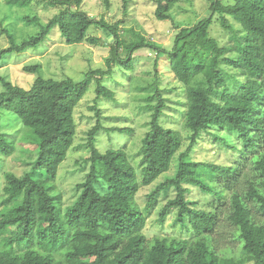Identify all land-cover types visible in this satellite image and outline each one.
Listing matches in <instances>:
<instances>
[{
    "label": "trees",
    "instance_id": "obj_1",
    "mask_svg": "<svg viewBox=\"0 0 264 264\" xmlns=\"http://www.w3.org/2000/svg\"><path fill=\"white\" fill-rule=\"evenodd\" d=\"M4 1L10 6L28 7L40 0ZM101 1L107 9L111 8V0ZM179 1L154 0L155 17L159 21L168 20ZM83 2L75 0L74 5L79 8ZM209 2L211 15L193 27L183 28L173 50L165 54L170 59L172 73L186 86L185 118L187 128L193 133L192 143L211 128L237 133L245 151L253 154L252 171L243 173L236 166L195 162L187 158L188 152L182 154L176 174L153 191L146 210L151 211L160 195L174 189L176 196L162 211L160 219L164 220L171 209H179L180 224L191 227L195 237L193 240L158 238L147 249L146 238L141 233L146 217L135 202L140 188L137 172L123 150L101 152L97 148V135L104 129L97 108L93 109L97 110L98 122L89 132L90 171L77 186L80 191L77 200L62 212L58 198L50 192L58 168L74 143L73 113L88 92L89 80L39 77L27 90L2 79L0 113L10 112L20 119L27 130L24 141L36 146L38 157L24 177L5 175L6 202L13 205L0 220V264H264V0H235L233 5L220 0ZM49 5L60 7L59 13L37 36L22 44L9 35L11 47L0 52V60L14 52L37 48L56 27L68 45L99 43V38L88 36L92 26L107 31L113 41L108 67L119 64L132 70L134 53L148 47L137 33H133L137 39L125 42L118 25L73 10L71 0H49ZM216 15L225 29L233 30L228 21L231 18L244 32L237 41L236 58H228L231 49L221 47L209 35ZM25 22L37 24L38 18L26 16ZM122 49L127 51L125 59L121 58ZM223 63L246 77L236 91L228 84L229 75L224 73ZM98 73V97L113 99V92L101 85V77L108 73ZM165 108L161 99L143 139V186L151 185L170 170L183 144L178 132L161 124ZM14 150V142L0 132L2 155L11 156ZM189 187L219 199L229 193L227 219L242 243L239 260L221 255L222 250L216 244L214 234L220 226L221 208L210 212L195 209L187 199ZM13 227L16 232L10 234ZM59 254L63 260L56 258Z\"/></svg>",
    "mask_w": 264,
    "mask_h": 264
},
{
    "label": "rangeland",
    "instance_id": "obj_2",
    "mask_svg": "<svg viewBox=\"0 0 264 264\" xmlns=\"http://www.w3.org/2000/svg\"><path fill=\"white\" fill-rule=\"evenodd\" d=\"M71 1L73 10L86 12L95 20L103 19L110 25H118L119 34L125 42L137 39L133 34L137 33L146 40L148 47L134 53L132 70H126L119 64L108 67L107 61L111 57L113 41L107 31L97 25L92 26L88 36L99 38V43L68 45L60 29L56 27L37 48H29L22 53L14 52L0 60V93L4 90L2 79L27 90L31 89L39 77L53 80L71 78L76 82L88 79L90 82L88 92L74 109V143L66 160L58 168L57 177L51 184V194L58 198L62 212L77 200L80 194L77 186L86 180L90 171L89 132L98 122L99 110L104 129L97 135V148L101 152L123 150L137 172L140 188L136 193L135 202L146 217L141 230L146 238V248L151 249L158 238L193 240L195 235L192 228H184L179 222V209H171L164 220L160 219L169 201L175 198L176 191L170 189L160 195L154 208L148 211L146 206L150 195L160 184L176 174L181 156L187 152V158L192 161L236 166L243 173L252 171L253 159V154L245 151L239 135L225 129L211 128L202 133L195 144L192 143L193 133L187 128L185 118L188 109L186 86L172 73L170 59L165 54L173 50L175 39L183 28L193 27L211 15L209 0H180L166 21H159L155 17L154 0H111L110 9H107L101 0H84L79 8L74 5L75 0ZM220 1L225 5L235 3V0ZM60 9L51 7L49 0H40L28 7L10 6L0 0V52L11 47L9 35L17 44H22L23 41L37 36L41 28L57 15ZM26 16L37 17L38 23L28 25L25 22ZM228 21L233 30L225 29L220 16L216 15L209 35L217 40L221 47L231 49L227 54L228 58H236L237 41L244 32L231 18H228ZM126 56L127 51L122 49L121 58L125 59ZM36 67L39 68L36 72L26 70ZM222 68L224 73L229 75L227 80L232 90L236 91L239 83L246 81L245 76L227 63H223ZM102 71L108 74L101 77V85L113 92V99L98 97V72ZM159 94L166 104L161 124L178 132L183 144L175 155L170 170L159 176L151 185L143 186L141 180L144 164L141 148L143 139L150 130L155 108L161 100ZM0 132L5 133L15 144L11 156H4L0 151L1 220L2 214L13 205L6 202L5 175L13 173L19 178L24 177L32 169L38 157V150L36 146L24 141L27 130L13 113H0ZM189 189L187 199L195 209L210 212L221 208L220 226L214 234L216 244L222 250L221 255L239 260L242 243L233 234L234 228L227 219L229 193L219 199L204 194L199 188ZM15 232V227L10 229V234ZM56 258L63 260L61 254L56 255Z\"/></svg>",
    "mask_w": 264,
    "mask_h": 264
},
{
    "label": "built area",
    "instance_id": "obj_3",
    "mask_svg": "<svg viewBox=\"0 0 264 264\" xmlns=\"http://www.w3.org/2000/svg\"><path fill=\"white\" fill-rule=\"evenodd\" d=\"M157 55H159L158 53H156Z\"/></svg>",
    "mask_w": 264,
    "mask_h": 264
}]
</instances>
